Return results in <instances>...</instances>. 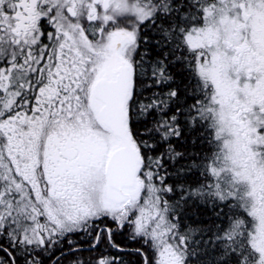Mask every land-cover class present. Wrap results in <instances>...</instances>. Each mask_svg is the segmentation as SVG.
I'll list each match as a JSON object with an SVG mask.
<instances>
[{
  "label": "snow or ice",
  "instance_id": "6c2138e0",
  "mask_svg": "<svg viewBox=\"0 0 264 264\" xmlns=\"http://www.w3.org/2000/svg\"><path fill=\"white\" fill-rule=\"evenodd\" d=\"M0 264H264V0H0Z\"/></svg>",
  "mask_w": 264,
  "mask_h": 264
}]
</instances>
